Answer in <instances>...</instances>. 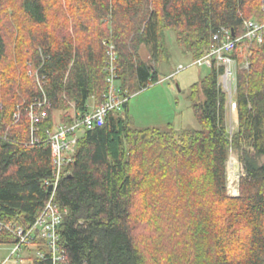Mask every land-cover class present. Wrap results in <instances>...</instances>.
<instances>
[{"label":"trees","instance_id":"obj_1","mask_svg":"<svg viewBox=\"0 0 264 264\" xmlns=\"http://www.w3.org/2000/svg\"><path fill=\"white\" fill-rule=\"evenodd\" d=\"M59 1L63 19L52 20L46 0H0V222L30 225L44 209L56 171L48 131L105 100L113 45L116 84L128 100L78 136L63 166L54 199L66 210L60 263L264 264V41L252 42L249 67L237 72L232 137L219 84L224 67L215 59L189 94L201 129L136 128L127 111L131 95L160 80L159 65L170 60L168 29L198 59L221 44L224 28L239 36L250 15L263 23L264 0ZM32 108L46 111L34 131ZM231 150L245 172L234 197L227 194ZM145 225L156 244L139 241ZM46 257L41 263L53 264Z\"/></svg>","mask_w":264,"mask_h":264},{"label":"built area","instance_id":"obj_2","mask_svg":"<svg viewBox=\"0 0 264 264\" xmlns=\"http://www.w3.org/2000/svg\"><path fill=\"white\" fill-rule=\"evenodd\" d=\"M224 32L221 44L211 48L204 56L194 59L190 66L209 65L211 60L215 59L217 65L224 67L219 84L227 95L228 109L234 112L235 115H238L235 98L237 93V59L234 56V51L239 50L242 43L247 41L250 43V46L255 40L262 43L264 41V22L246 19L243 33L239 36L233 34V31L227 28H224ZM215 38H218V35H215ZM250 46L248 47L249 49ZM110 50L111 57L109 61L110 66H108V86L105 100L100 105H91L90 110L85 114L75 116L72 123H61L55 131H48V141L51 144L56 171L54 176L46 181V184L48 187L51 186L52 190L50 191V199L47 201L44 209L30 225L21 226L15 225L12 222L8 224L0 222V231H3V229L7 231L6 236H1L0 238V246H8V253L0 259V264H42L41 260H46L47 255L51 257L53 264H59L65 259L60 245L59 227L63 222L66 210L63 211L54 201L56 189L63 171V164L73 160L78 136L87 129L104 124L108 112L120 108L122 103L128 98L118 90V85L116 84V66L114 63L117 58L113 45L110 47ZM242 67H249V62L244 61ZM184 68V65H180L177 71L179 72ZM151 85L153 84L149 86ZM35 105L41 107L42 103L38 102ZM29 116L31 118V129L34 131L35 123L39 118L46 116V111L37 112L32 108ZM15 117L19 119L20 113H16ZM33 142L34 140H32ZM22 253H28L31 260L27 262L23 261L21 259Z\"/></svg>","mask_w":264,"mask_h":264},{"label":"rangeland","instance_id":"obj_3","mask_svg":"<svg viewBox=\"0 0 264 264\" xmlns=\"http://www.w3.org/2000/svg\"><path fill=\"white\" fill-rule=\"evenodd\" d=\"M47 4L50 5V15L52 20L55 18L58 13V3L59 0H46ZM56 4L55 7L51 3ZM60 5V4H59ZM262 9L264 10V5L262 4ZM9 10H12L9 8ZM1 14V10H0ZM249 19L257 20L253 15H250ZM62 18V17H60ZM60 18L56 21H51V24L60 21ZM63 19V18H62ZM71 26V22H69ZM166 45L170 52V60L162 62L160 66V82L155 83L148 88L138 91L137 93L130 96V100L127 106L128 118L133 127L136 128H146V127H155L163 131H175L177 133L182 132L183 130H199L201 125L197 120L192 102L189 99V94L191 92V86L197 81L203 79L209 73V66H197L190 64L193 62V58L184 47H180L177 42L176 31L174 29H168L166 31ZM17 35L14 33L9 34V45L12 47L14 52ZM250 43L244 42L239 47L238 56H236V73L239 69L243 68L242 65L244 61L250 62V49L248 48ZM184 49V50H183ZM185 51V52H184ZM141 56L144 59H147L149 56V51L146 47L141 49ZM110 59V58H109ZM180 65H184L185 68L181 71H177ZM177 72V73H176ZM173 75V76H172ZM169 77V78H168ZM93 104V100L91 105ZM74 103L70 102V115L74 116ZM56 119L59 122L62 118V112H56ZM237 115L234 112L228 109L227 111V125L229 135L232 137L233 134L238 129ZM261 160L264 161V156L261 157ZM245 174L243 164L238 156V153L234 150H231L230 157L228 159L227 165V194L230 197L239 195L240 193V181L241 177ZM163 207L167 208L165 204H162ZM182 208V207H181ZM164 211V210H161ZM158 226L161 227V222L158 219ZM150 227L145 225L146 232L140 238V242L143 246H146L148 243L155 240L150 235H155L150 232ZM161 230V229H160ZM162 232V230H161ZM157 236L155 235V238ZM163 241L166 242L167 239L164 234L161 233ZM160 236L158 239H162ZM8 253V246H0V259ZM23 260L26 262L29 259L28 253H22ZM164 261V260H163ZM161 264H164V262ZM152 258L150 264H155Z\"/></svg>","mask_w":264,"mask_h":264},{"label":"bare ground","instance_id":"obj_4","mask_svg":"<svg viewBox=\"0 0 264 264\" xmlns=\"http://www.w3.org/2000/svg\"><path fill=\"white\" fill-rule=\"evenodd\" d=\"M127 100H128V99H127ZM127 100H126V101H127ZM126 101H124V102L122 103V105L120 106V108L123 106V104H124ZM120 108H118V109H120ZM114 110H116V109H114ZM112 111H113V110H112ZM108 113H109V112H108ZM107 115H108V114H107ZM236 115H237V114H236ZM106 117H107V116H106ZM105 120H106V119H105ZM64 164H65V163H64ZM64 164H63V166H64ZM48 189H49V188H48ZM49 191H51V190H49ZM28 256H29V254H28ZM29 257H30V256H29ZM21 259L23 260L22 254H21ZM28 260H31V257H30ZM28 260H27V261H28ZM23 261H24V260H23ZM27 261H26V262H27Z\"/></svg>","mask_w":264,"mask_h":264},{"label":"water","instance_id":"obj_5","mask_svg":"<svg viewBox=\"0 0 264 264\" xmlns=\"http://www.w3.org/2000/svg\"><path fill=\"white\" fill-rule=\"evenodd\" d=\"M233 34H235V32H234V31H233ZM49 190H52V187H51V186L49 187Z\"/></svg>","mask_w":264,"mask_h":264},{"label":"crops","instance_id":"obj_6","mask_svg":"<svg viewBox=\"0 0 264 264\" xmlns=\"http://www.w3.org/2000/svg\"><path fill=\"white\" fill-rule=\"evenodd\" d=\"M93 104H94V102H93Z\"/></svg>","mask_w":264,"mask_h":264}]
</instances>
